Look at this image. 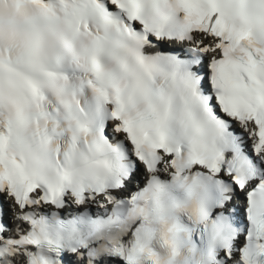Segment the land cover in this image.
<instances>
[{
  "label": "snow or ice",
  "instance_id": "snow-or-ice-1",
  "mask_svg": "<svg viewBox=\"0 0 264 264\" xmlns=\"http://www.w3.org/2000/svg\"><path fill=\"white\" fill-rule=\"evenodd\" d=\"M0 264H264V0H0Z\"/></svg>",
  "mask_w": 264,
  "mask_h": 264
}]
</instances>
